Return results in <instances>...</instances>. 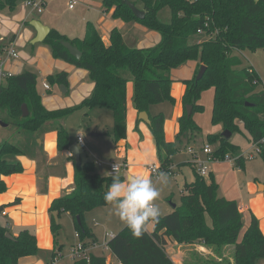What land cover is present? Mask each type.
Instances as JSON below:
<instances>
[{
	"label": "trees",
	"instance_id": "16d2710c",
	"mask_svg": "<svg viewBox=\"0 0 264 264\" xmlns=\"http://www.w3.org/2000/svg\"><path fill=\"white\" fill-rule=\"evenodd\" d=\"M18 1L21 0H0V11H13ZM125 1L102 0V8L105 12L111 11L113 19L136 22L157 32L160 35L158 44L130 48L120 31L113 29L106 45L90 23L86 25L84 36L73 40L52 29L43 44L48 46L54 59L87 71L94 84L92 93L75 107L48 110L36 91L37 75L24 71L6 78L0 85V123L31 136L43 133L50 126L57 135V149L62 152L71 147L68 132L61 124L53 123L78 110L100 107L112 113L111 139L116 144L126 138V89L131 82L133 108L149 116L148 128L162 170L173 167L179 144L185 142L188 135L200 133L192 114L202 109L198 100L201 92L207 89H212L213 93L212 125L222 129L220 133L206 136V140L216 146L215 158L223 159L238 149L226 139L225 132L233 135L243 129L252 143L264 139V92L257 91L261 80L252 67H243L235 54L246 49H262L264 53V0H129L145 12L142 20L135 18ZM165 8L170 14L168 22L158 18V13ZM63 41L76 47L81 58L71 56L62 46ZM189 61L198 62L197 73L201 66H205L206 71L200 80H196V73L191 80L183 82V114L177 121L175 141L169 142L165 139L163 114L153 113L152 108L164 101L174 102L170 94V73ZM67 78L66 72L46 77L49 84L65 87ZM23 104L28 110L26 117L22 116ZM186 106H192L189 117ZM24 154L22 145L0 142V193L6 191L2 176L23 171L16 158ZM260 157L264 161V147ZM241 160L242 157L237 160L239 165ZM186 164L192 166L194 180L184 183L180 205L170 214L159 217L150 232L146 227L140 238L134 237L125 225L106 243L115 259L121 264H174L165 250L166 239H169L177 244L213 246V250L231 246L234 264H256L263 260L264 234L256 217L251 216L248 228L241 235L242 215L237 203L218 195V184L212 175L207 182L197 174L193 162ZM112 179L113 176L98 174L92 161L75 165L73 190L53 200L49 209L50 228L55 239L60 224L52 214L56 212L59 217L61 213H68L83 245L88 246L92 234L85 214L108 205L103 195ZM3 208L0 206V213ZM7 233L13 239L7 238ZM61 250L62 245L55 241L52 257ZM38 252L36 237L30 230L23 228L14 236L0 223V264H18L19 259L35 256ZM72 264H106V260L90 256L88 262L78 260Z\"/></svg>",
	"mask_w": 264,
	"mask_h": 264
},
{
	"label": "crops",
	"instance_id": "0c3cea01",
	"mask_svg": "<svg viewBox=\"0 0 264 264\" xmlns=\"http://www.w3.org/2000/svg\"><path fill=\"white\" fill-rule=\"evenodd\" d=\"M18 6L19 5H16L13 11H9L8 9L1 10V12L2 11L5 12V13H0L1 21L10 30L14 31L11 32L12 36H8V34H1L0 32V45H2L1 48L2 50H4L3 44H6L5 48L9 47L10 45L15 48V45H17L16 40L18 35H20V30L22 29L21 27L20 28L18 27V24L26 25L28 27V30L25 31L24 37L27 40L32 41L36 36V31L32 26H30L31 21H38L43 25L47 26L50 30L53 29L58 33H60L61 35L66 36L70 40H73L71 39L74 37L73 32L71 33L64 32L61 30L59 26H57L54 23L53 17L56 15V12H55V8L51 6L50 3L45 4L43 9L44 11L42 13L40 12L36 14L35 12L32 13L30 12V10L26 9L24 5H21V9L18 10ZM74 9L75 6L73 9H69V10L73 11ZM100 10L102 12L103 17L99 20V23H103V22L105 23L101 26V28L97 26L96 29L106 45L109 44V35L113 29H117L118 31H120L125 44L130 48H138V49L149 48L159 43L160 35L157 32L156 33L158 35L155 34V31L149 30L136 22L126 23L119 19H113L111 17V11L105 12L104 9L102 8V3L100 5ZM38 14L43 15V17L35 16ZM88 23L92 24L91 22H87V24ZM122 29L126 30L127 32L123 33ZM15 30H17L18 34L15 32ZM148 30L154 33H149ZM127 33H129V35H133L136 38V40L134 42H131V44H129V42L127 41V37H126ZM46 54L47 56L45 57V59H41L38 56L39 58L38 61L34 58H31L29 60L26 59V63L30 66H35L37 75L41 76L42 78L41 85L44 91H46L47 96L44 97L41 101L46 109L57 110V109H51L52 106H48L53 101L52 98L54 97H50L52 87L50 86V84L47 82L46 79L47 76L52 75L51 73L54 67L58 69L57 70L58 73L66 72L68 74V78H67L68 85L67 87L64 86L65 89H61L62 92L61 94L63 95L69 94L71 90V82L74 79L72 77V74H79L81 76L83 84H81V87L78 90L81 93L78 96L77 101L81 102L82 100L90 96L94 84L92 82L89 83L86 80V74L88 75L87 71L76 68L63 61L54 59L51 55V52L49 54L48 53ZM19 58H20L19 54L17 59H11L8 58L5 53H3L1 55V59L5 71L9 72L12 75H18L24 71H28L25 70L24 65H17V67L14 68L15 62L12 61H16ZM197 68H198V62L189 61L183 66L177 69H173L170 73V78L171 80L176 78L178 74L177 70H185V76H184L185 78H181L182 82L191 80L196 75ZM3 82L4 80H0V85ZM44 83H47L50 89L46 90L43 87ZM59 86L61 87L63 85H59ZM182 86L184 93L185 84H182ZM132 93H133L132 83L128 82L126 89V122H127L126 138L120 141L122 143L121 145H117V143L115 144L110 137V140L114 143L115 146L113 153H114V157L118 161H125L127 164V169L123 171V174H120L121 176L126 178L129 175L144 174L153 180L154 177L148 171L149 170L148 168L150 165H154V164L159 166L156 147L151 132L148 128V124H146L145 122L139 119V113L133 108ZM68 108L71 107L68 106ZM154 108L155 107L152 108L153 113L160 112ZM61 109H67V108H61ZM87 110L92 111V109H87ZM182 114H183V105L181 104L176 114V121L173 120L172 123L174 124L172 123L170 124L171 125L170 133L165 134V139L167 141L169 142L175 141V137L178 132L177 121ZM84 115H85V119H89L90 121L93 120V117L91 118L88 112ZM53 125L56 124L54 123ZM7 127L9 126L4 127L0 125V128L3 129ZM217 127L219 129L218 133L222 132L221 127L219 126ZM64 128L67 130L66 127ZM164 130L166 132V128ZM16 132L17 133H15L16 134L15 144L22 145V148L25 150V154L23 156H19L16 158L22 164L23 171L18 174H12L9 176L1 177V179L6 184V191L0 193V206H4L3 211L6 212V215L2 216L0 214V223L6 226L9 232L14 236H16L21 229L27 228L36 237L37 247L39 249L38 254L35 256L21 258L19 259L18 264H48L52 259V254L55 250V241L58 242V245H62V249L64 248V244L59 239L60 237L57 236V238L55 239L51 232V228H50L51 214L49 213V209L53 200L63 195L69 194L73 190L75 164L71 156H69V150L68 151L64 150L62 152L58 151L57 135L56 132L50 128V126L43 133H39V134L37 133L33 136L22 133L17 129ZM94 134H96L97 136H95ZM78 135H81L83 137L82 133L78 132L76 134L75 140L70 139L71 146L77 144ZM104 135L105 134L100 132V130H96V132L90 133V136L94 138H101ZM5 137L6 136H3L0 139L1 140L2 138L6 139ZM231 139L232 137H230L229 141L232 143ZM197 142L198 140L196 141V143ZM203 142L204 145L206 141ZM194 144L195 143L187 144L186 149L191 148L192 145ZM196 156L198 155L196 154ZM204 158L206 159L207 157L205 156L203 157V159ZM80 160L81 162H83L81 153H80ZM113 161L114 160L107 163L108 164L107 167L109 171L106 175H103L100 172L97 173L102 176H110L109 164ZM100 163L102 165V162ZM186 163L187 162L173 163L174 173L173 175H169L170 177L169 184L166 187H163L160 184L159 179L158 180L154 179L155 180L154 185L157 188L161 187L164 188L165 190L163 199H166L170 194L171 196L173 195V193L171 192L172 191L171 187L173 188L174 181H176L178 177L180 176L183 177L182 186L184 185V183H189L194 180L193 177L190 181H187L185 177L184 168L186 166H189L190 169L192 170V166ZM217 163H219L218 160L209 163L210 175H212L214 180H216L215 182H217V184L220 185L219 179L222 178L218 176ZM231 167L233 166L231 165ZM239 167L240 168L237 167L236 171L233 169L235 174L240 172L239 169L241 170L243 169L242 164L239 165ZM214 174H217V177L214 176ZM210 175H209V180H210ZM259 184H262V182L258 180H255L254 184L253 183L247 184V192L249 195L247 203H244V200L242 199V194H240V198L238 199V202L234 198H230V196L224 197L226 200L235 201L237 203L239 207V211L241 212L242 215L241 218L242 223L243 221H245L247 226L242 233H244V231L248 228L250 224L251 216L254 215L259 222V228L261 232L264 234V196H263V191L259 190L258 187ZM180 193L182 195V191H180ZM218 195L222 197V194L219 191V189H218ZM163 199L160 197L159 200L157 201L161 213L160 217L170 214L174 210V208H176V206L172 204L170 205L160 204L161 202H164ZM88 214H92L91 215L92 224L91 225L86 224L92 234V239L88 240V246L91 243L90 241H93L95 243L94 246L88 248L89 256L104 257L106 260V264H119V262L111 254L110 250L106 247V243L110 239V236L112 237L116 235L120 230L124 228L126 224L123 223L114 214V208L111 205L97 208L91 212H88L85 214V218L86 215ZM63 217H65V221L67 220L68 222L67 224H71L74 234L77 233L75 231L74 222L68 213H61L60 216L58 217V223L61 224V219ZM152 228H153V223L148 224L147 230L149 232L152 230ZM75 238L76 237L74 236L73 241L70 242L69 245L70 247L77 242ZM167 245H170L171 247L174 246L177 247V252L172 257L169 256L174 264H184L185 260L194 259L193 257L194 255L191 252L192 247H195L193 250L196 251L197 249V252H199V254H205V250H208V248H206L204 245L200 243L187 244V245L177 244L176 242L169 239H166L165 247ZM181 249L183 250L181 251ZM207 254H211V253L209 252ZM213 255L216 256L214 253ZM184 256H186V258H184ZM61 263L72 264V262L69 261L67 257L64 258L61 261ZM186 264H191V263L187 262Z\"/></svg>",
	"mask_w": 264,
	"mask_h": 264
},
{
	"label": "rangeland",
	"instance_id": "374dc122",
	"mask_svg": "<svg viewBox=\"0 0 264 264\" xmlns=\"http://www.w3.org/2000/svg\"><path fill=\"white\" fill-rule=\"evenodd\" d=\"M76 5L75 9L73 11H70L68 9V0H47L46 3H50L51 6L55 8L56 15L53 17L54 23L61 28L62 31L67 33H74V38H82L84 35L86 24L87 22H91L92 25L97 28H101V26L105 23H99V20L103 17L102 12L100 10V5L102 0H75ZM18 10L21 9V5H24V1H18L17 2ZM27 9V8H26ZM29 10V9H28ZM44 10H42L43 12ZM41 12V13H42ZM0 13H5L1 12ZM37 12H35L36 14ZM35 16H42L43 15H35ZM169 11L168 9H163L158 13V18L162 22H168L169 21ZM41 17V18H42ZM18 27L22 28L20 30V35L17 37V45H15V49L17 53L19 54L20 58L15 62L14 68L17 67V65H24L25 70H28L29 72H33L37 75V71L35 69V66H30L26 63V59L34 58L38 61V56L41 59H45L47 56L46 53H50V49L48 46H46L43 43H36L32 44L31 41L27 40L24 37L25 31L28 30V27L26 25H20L18 24ZM0 32L1 34H8V36H12L11 32H14L10 30L2 21L0 18ZM15 32L18 34L17 30ZM123 33H126L127 31L122 29ZM149 33H154L152 31H149ZM15 33V34H16ZM156 35H158L155 32ZM127 41L129 44L131 42H134L136 38L133 35H129L127 33L126 35ZM6 44H3L5 47ZM236 55L240 57L242 61L243 67H252L255 72L258 74L261 84L257 87V91L264 92V53L262 49H256L254 51L251 50H243L240 52H236ZM36 61V62H37ZM57 68L52 69V75L55 76L58 71ZM177 76L176 78L172 79V83L170 86V94L174 98V102H168L164 101L157 106H155L154 109H157V111L162 112L164 117V129L166 128V132L164 130V133L169 134L170 133V124L173 122V120L176 121V114L178 112L179 106L182 104L181 100L183 97V82L181 78H185V70H177ZM72 77L74 78L71 82V90L69 94L63 95L61 94V87L57 84H50L52 87L51 95L53 101L48 105L52 106L51 109H61V108H68L72 106H77L81 102L77 101L78 96L80 95V91H78L81 87V84H83L81 76L79 74H72ZM86 80L91 83V80L89 76L86 74ZM42 78L41 76L37 75V84H36V91L41 96V100L47 96L46 91L42 88L41 85ZM82 91V90H81ZM212 89H207L201 92L200 98L198 100V103L202 106V109L199 111H195L192 114L193 121L199 126L200 133L193 134L191 136H187V138L184 139L185 142L179 144V151L173 158V163H182V162H193V156L188 154V151L186 149L187 144L195 143L192 145L193 151L198 155L197 158L200 161H204L205 155L201 152V149L203 147V141H206L205 144H210L215 151L216 146L211 144L209 141L206 140V136L208 134H216L219 132V129L217 126L212 125L211 118H212V110H213V103H212ZM79 102V103H78ZM181 102V103H180ZM88 112L89 116L93 120L85 119V115ZM56 125H63L67 128L69 139L75 140L76 134L78 132H81L84 138V144L85 149H81L80 153L82 155L83 161H94L95 164V170L96 172H100L103 175H106L108 173V167L107 163L114 160L118 162V160L114 157V143L110 140L111 133H112V127H113V118L111 111L95 107L92 109V111H89L87 109H81L76 112H74L72 115H70L67 118L58 120L54 122ZM53 123V124H54ZM174 124V123H172ZM220 127V126H219ZM96 130H100L103 134H105L101 138H94L90 136V133L96 132ZM16 129L14 126H9L5 129L0 128V138L3 136H6V139L2 140L0 139V142L3 140L15 143L16 142ZM232 143H234L237 146V150L234 152V154L229 155L231 159L235 160L239 158V156H242V165L243 169H239V173L235 174L233 169L236 171L237 165L235 167H231V165L225 161L222 160L220 157L216 156V159L219 163L218 165V176H220V185H218V189L222 194V197L230 196V198H234L237 200L240 198V194H242V199L244 200V203H247L248 201V192H247V184L253 183L255 180L263 182L264 180V161L260 157V155L255 156L253 159L249 160L247 155L250 153V151L253 148V143L250 141L249 135L242 129L241 132L234 133L231 135ZM198 142L196 143V141ZM33 141V140H32ZM188 142V143H187ZM69 150V149H68ZM67 150V151H68ZM102 162V165L101 163ZM100 163V165H99ZM184 174L187 179V181H190L194 177V173L190 169L189 166H186L184 168ZM123 174V171L120 172ZM214 176L217 177V174H214ZM170 178V177H169ZM207 182L209 178L205 179ZM173 181V179H172ZM216 181V180H215ZM155 180L153 179V183ZM182 183H183V177L180 176L174 181V185L172 189L173 195L171 194L166 198H164L165 190L162 188L161 192V198L164 202H161L160 204H172L174 206H179L181 202V193L182 191ZM217 183V182H216ZM161 188V187H159ZM260 190V189H259ZM264 190V189H263ZM260 190V191H263ZM171 196V197H170ZM158 204V203H157ZM159 205V204H158ZM92 214L86 215L85 221L87 225L92 224ZM69 217V216H66ZM68 219V218H67ZM67 220L65 221V217L61 219L60 224V230L58 236L60 237V241L64 244V248L60 251V254L63 255V258L69 259V250H70V242L73 241V238L75 236L71 224H67ZM246 222L243 221L242 223V229L246 228ZM76 239V238H75ZM240 239V236H239ZM77 240V239H76ZM199 244V243H196ZM208 250H205V254H199V252L193 250L195 247H192L191 252L193 253L194 259L191 260H185L184 264L191 263V264H234L233 262V247L231 246H222L219 249H214L212 247H208ZM188 249V248H186ZM166 252L169 256H173L177 252V247H171L170 245H167L165 247ZM183 249H181L182 251ZM185 251V250H184ZM190 251V250H189ZM189 252V253H191ZM211 254H207V253ZM188 253V254H189ZM213 253L216 255L214 256ZM186 255V252H185ZM213 255V256H212ZM217 257V258H216ZM186 258V256H184ZM176 259V258H175ZM70 261V259H69ZM256 264H264V259L259 260Z\"/></svg>",
	"mask_w": 264,
	"mask_h": 264
},
{
	"label": "clouds",
	"instance_id": "9594fccd",
	"mask_svg": "<svg viewBox=\"0 0 264 264\" xmlns=\"http://www.w3.org/2000/svg\"><path fill=\"white\" fill-rule=\"evenodd\" d=\"M111 184L103 195L104 201L114 208V214L126 224L131 234L140 238L149 223H156L160 217L159 200L162 188H157L153 180L144 174L129 175L121 179L116 166L111 173ZM158 179L163 187L169 184V174L161 171Z\"/></svg>",
	"mask_w": 264,
	"mask_h": 264
},
{
	"label": "built area",
	"instance_id": "2783aa9c",
	"mask_svg": "<svg viewBox=\"0 0 264 264\" xmlns=\"http://www.w3.org/2000/svg\"><path fill=\"white\" fill-rule=\"evenodd\" d=\"M47 0H24V6L30 10V12H37L40 13L42 12V10L44 9V6L46 4ZM76 5V1L75 0H68V8L69 9H73L74 6ZM4 50H2L0 48V80H5L6 78H9L11 76H13L12 74H10L9 72H6L3 66V62L1 59V55L3 53L6 54V56L8 58L11 59H17L18 58V53L16 51V49L13 46H9L7 48H3ZM43 87L48 90L49 85L47 83L43 84ZM77 146L79 148V150L84 149L85 148V144L83 141V137L81 135H78L77 137ZM264 147V139L258 141V142H254L253 143V148L250 151V153L247 155L248 159L251 160L253 159L255 156L260 155V153L262 152V148ZM188 153L190 155L193 156V163L194 166L196 168L197 174L203 178H209L210 175V167H209V163H212L213 161L217 160L214 156L215 151L213 150L212 146L210 144H204L201 152L207 157L204 161H200L197 156L196 153L193 151L192 148H188L187 149ZM69 156H71L70 152H69ZM222 160L227 161L229 164H231L233 167H235V165H237L238 168L239 164L237 163V159L233 160L231 159V157L229 155L224 156V158ZM114 166H116V172L118 175H120L121 171H125V169H127V164L125 161H113L109 164V169H110V176L111 173L113 172V168ZM149 172L151 173V175L154 177L155 180H158V174L161 171H165L162 170L158 165H150L148 168ZM167 172L169 175H173V167H170V169ZM2 216L6 215L5 211H1L0 213ZM75 237L77 239V242L70 247L69 250V259L71 262L74 261H78V260H84L86 262L89 261L90 256H89V252H88V248L92 247L95 245V243H91L89 244V246H84L83 242L80 240L79 234L76 233ZM111 238V236H110ZM107 247V244H106ZM63 255L60 254V251H58L57 253H55V255L52 257V259L50 260V262L48 264H62L61 261L63 260ZM119 264H121L119 262Z\"/></svg>",
	"mask_w": 264,
	"mask_h": 264
},
{
	"label": "water",
	"instance_id": "95a60500",
	"mask_svg": "<svg viewBox=\"0 0 264 264\" xmlns=\"http://www.w3.org/2000/svg\"><path fill=\"white\" fill-rule=\"evenodd\" d=\"M258 0H254V2H257ZM126 5L129 7V9L131 10V12L133 13V15L135 16V18H137L138 20H142L145 17V12L141 9H139L137 6H135L134 3H132L129 0L125 1ZM30 26H32L34 28V30L36 31V36L35 38L31 41L32 44H36V43H43V41L47 38V36L50 33V29L43 25L42 23L38 22V21H31L30 22ZM62 46L67 49V51L69 52V54L71 56H73L75 59H80L81 58V52L74 47L71 43L67 42V41H63ZM206 71V67L205 66H201V68L199 69L197 75H196V80H200L202 78V76L204 75ZM61 89H65L64 86H61ZM21 111H22V116L26 117L28 116V110L26 105H22L21 106ZM186 114L187 116H191L192 114V106H186ZM139 119L143 122H145L146 124H150V120H149V116L146 112H141L139 113ZM1 126H7L5 124H1ZM95 136H97L96 134H94ZM226 139H230L231 134L229 132H225L224 133ZM121 142H118L117 145H121ZM69 152L71 154V158L74 161V164L76 166L81 165V160H80V150L77 146V144L72 145L69 148ZM260 190L264 189V185L259 184L258 185ZM53 218L55 220L56 223H58V215L56 212H53ZM77 221L79 223V218H77ZM6 237L9 239H13V237L10 234H6Z\"/></svg>",
	"mask_w": 264,
	"mask_h": 264
}]
</instances>
